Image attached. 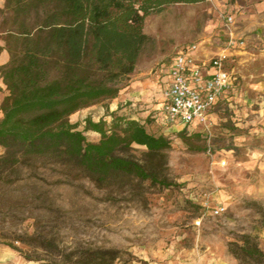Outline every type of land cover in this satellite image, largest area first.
Wrapping results in <instances>:
<instances>
[{"label":"rangeland","instance_id":"obj_1","mask_svg":"<svg viewBox=\"0 0 264 264\" xmlns=\"http://www.w3.org/2000/svg\"><path fill=\"white\" fill-rule=\"evenodd\" d=\"M143 30L148 41L118 96L69 119L82 130L85 118L109 121L114 111L168 137L163 151L120 152L156 182L128 174L101 182L45 158L0 166V264H264L239 249L248 234L264 251V0L170 4ZM193 44L200 58L226 54L236 76L208 124L186 127L201 133L203 151L189 149L183 128L166 125L157 109L159 69ZM214 206L224 210L212 215Z\"/></svg>","mask_w":264,"mask_h":264},{"label":"trees","instance_id":"obj_2","mask_svg":"<svg viewBox=\"0 0 264 264\" xmlns=\"http://www.w3.org/2000/svg\"><path fill=\"white\" fill-rule=\"evenodd\" d=\"M197 1L4 0L0 53L5 50L8 60L0 65L7 90L0 103V166L45 158L101 182L118 174L156 182L155 172L120 152L133 145L147 154L163 151L168 137L114 111L109 121L85 118L82 130L69 116L118 96L148 41V15ZM85 131L98 133V140L89 141ZM177 134L189 149L205 150L200 132L183 128ZM239 249L245 259L264 263V251L250 235H243Z\"/></svg>","mask_w":264,"mask_h":264},{"label":"built area","instance_id":"obj_3","mask_svg":"<svg viewBox=\"0 0 264 264\" xmlns=\"http://www.w3.org/2000/svg\"><path fill=\"white\" fill-rule=\"evenodd\" d=\"M226 19L232 21L233 17L228 15ZM194 49L193 44L179 50L159 69L162 80L157 109L168 126H206L214 108L235 85L236 76L226 68V54L198 58ZM223 210L222 206H214L211 214Z\"/></svg>","mask_w":264,"mask_h":264},{"label":"crops","instance_id":"obj_4","mask_svg":"<svg viewBox=\"0 0 264 264\" xmlns=\"http://www.w3.org/2000/svg\"><path fill=\"white\" fill-rule=\"evenodd\" d=\"M198 58H200L199 56H196ZM203 58H207V57H203ZM8 60V54L5 50L1 51L0 53V65L1 64H4L6 61ZM7 94V90H6V87L5 85L3 84L2 82V79L0 78V103H1V100L2 98ZM212 115V114H211ZM210 115V116H211ZM2 117V112L0 110V118Z\"/></svg>","mask_w":264,"mask_h":264}]
</instances>
